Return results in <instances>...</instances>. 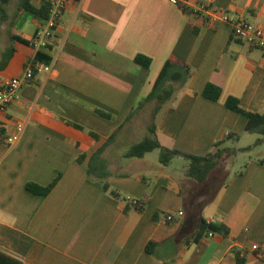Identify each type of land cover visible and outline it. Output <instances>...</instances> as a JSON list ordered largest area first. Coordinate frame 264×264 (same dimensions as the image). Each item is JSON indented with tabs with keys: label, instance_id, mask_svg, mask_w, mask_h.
Instances as JSON below:
<instances>
[{
	"label": "crops",
	"instance_id": "crops-1",
	"mask_svg": "<svg viewBox=\"0 0 264 264\" xmlns=\"http://www.w3.org/2000/svg\"><path fill=\"white\" fill-rule=\"evenodd\" d=\"M182 1L192 9L201 1L264 28V0ZM40 26L20 0H0V86L21 76L29 61L51 67L0 110V254L21 264H238L236 250L244 264H264L252 251L264 250V156L250 154L241 168L236 162L224 181L212 180L216 168L200 184L187 177L183 158L164 166L159 157L149 159L155 151L143 159L119 151L135 144L137 113L154 103L133 111L169 59L188 64L195 74L158 114L160 144L206 156L234 133L239 138L224 147L253 145L257 139L237 145L250 135L247 118L225 103L234 97L246 111H264V52L232 39L227 23L193 21L176 0H69L49 48L36 50L31 42ZM8 49L13 54L2 68ZM138 56L150 59L149 68L136 64ZM209 83L222 90L217 102L202 96ZM19 124L25 126L21 139L9 147L5 139ZM112 136L104 153L112 186L131 199L148 195L142 214H125L118 200L89 180L91 156ZM58 177L46 197L26 189ZM169 213L176 219L166 223ZM202 217L225 224L229 236L186 246ZM150 241L159 242L156 255L146 251Z\"/></svg>",
	"mask_w": 264,
	"mask_h": 264
},
{
	"label": "trees",
	"instance_id": "trees-1",
	"mask_svg": "<svg viewBox=\"0 0 264 264\" xmlns=\"http://www.w3.org/2000/svg\"><path fill=\"white\" fill-rule=\"evenodd\" d=\"M7 2L8 0H3V3ZM202 5H204L207 10L217 11L212 6L207 5L201 1L197 3L196 7H200ZM50 7V1L44 2L40 7H35L32 4V0H20V8L31 12L34 17L41 22L48 19L50 14ZM181 8L185 14L191 17L193 21L202 20L207 22L209 20L208 15L196 9H192L188 6H182ZM12 54V49H8L5 52L3 57L2 68L8 64ZM135 62L140 67L149 68L150 66V59L145 58L143 56L136 57ZM194 74L195 70L188 64L178 61L176 59L167 60L156 82L154 83L151 93L146 98L141 100L133 111L135 112L137 110H141L143 107L150 103L155 104L154 123L153 125L149 126V136L144 138L142 141L131 145L128 151L126 152L125 157L129 159H143L147 154L158 150L159 161L164 166L169 165L174 158H183L188 162L186 170L187 177L200 184H205L209 181L213 171L220 165V163L224 160L225 157L232 158L242 152H252L255 148L264 145V111L262 113L246 111L241 107L239 100L234 97H229L226 100L225 105L228 109L240 113L247 118V124L245 128L246 133L256 134L259 136V138L254 142L253 145L248 146L246 148L238 150L235 148L222 147L226 143V141L231 140L233 138H239V135L234 133L229 134L224 140L214 144L213 151L206 156L187 154L177 149H169L163 147L157 137V116L162 111L164 106L173 99L175 94L181 91L187 85V83L190 81V79H192ZM221 94L222 90L219 87L210 83L206 85L202 92L203 97L214 102L219 101ZM97 112L105 118H113L112 115L104 111L97 110ZM74 126L78 129H82L80 126ZM91 135L92 137L97 138L95 134ZM113 140L114 136H112L104 144V146L99 148L91 156L87 167L89 180L100 186L101 190L104 193L108 194L111 198L118 200L122 204L123 212L125 214L129 215L134 212L142 214L150 203V197L148 195H145L142 198L131 199L112 186V173L109 170L108 162L104 157V153L106 149L111 145ZM85 159V156H80L78 158V162L83 163ZM59 180L60 177H58L46 187H42L34 183H28L26 185V189L31 193L46 197L52 192ZM159 218L160 214L157 213L153 216V221H158ZM166 223L169 222L166 221ZM229 234L230 230L225 224L208 222L205 218L202 217L200 219L199 228L197 229V231L188 236L185 239L184 243L186 246H189L191 244L199 243L201 240L206 239L212 235L228 237ZM158 245L159 242L150 241L146 246V251L149 254L156 255L155 250ZM233 254L236 257L238 264L245 263V259L241 256L239 251L234 250ZM0 264L21 263L3 254H0Z\"/></svg>",
	"mask_w": 264,
	"mask_h": 264
},
{
	"label": "built area",
	"instance_id": "built-area-1",
	"mask_svg": "<svg viewBox=\"0 0 264 264\" xmlns=\"http://www.w3.org/2000/svg\"><path fill=\"white\" fill-rule=\"evenodd\" d=\"M180 7L186 6L182 0H176ZM69 0H50V14L48 19L41 22V26L32 39V46L36 49H48L50 43L54 37L55 31L58 28L62 17L65 13ZM196 10L203 12L209 16L208 25L216 26L220 23H227L232 28V37L236 41H242L247 44L253 45L264 52V28L255 27L248 23L246 20L233 16L227 12L207 10L204 5L196 7ZM50 66L29 61L24 67V72L21 76L14 77L5 81L0 86V110H4L17 100L20 90L27 83L34 80L35 76L39 72H49ZM25 126L19 124L17 126V132L6 138L5 143L12 147L16 145L24 132ZM182 216L183 213L178 214ZM176 219V215L167 214L165 220L172 222ZM252 251L255 252V256L264 261V250H261L258 246H252Z\"/></svg>",
	"mask_w": 264,
	"mask_h": 264
},
{
	"label": "rangeland",
	"instance_id": "rangeland-1",
	"mask_svg": "<svg viewBox=\"0 0 264 264\" xmlns=\"http://www.w3.org/2000/svg\"><path fill=\"white\" fill-rule=\"evenodd\" d=\"M154 110H155V104H150V105H148L147 109H145L144 111H142L140 113H137V114H139L138 116H140V117L138 119L139 132H138V135L134 138L135 143H138V142L142 141L144 138L149 136V131H148L149 126L153 125V123H154ZM258 138H259V136L256 134L245 135L244 138L242 139L241 143L240 144L237 143V145L238 146L239 145H241V146L249 145V144H252ZM130 145L131 144L121 146L119 148V151L122 153L127 152L128 149L130 148ZM224 146L225 145H223L222 147H224ZM226 148H228V147H226ZM241 154H245V153H240L239 155L241 156ZM250 154L253 157L264 156V145H261V146L255 148L251 153H246L245 155H243L244 157L240 161H238L239 155L232 157V158L225 157L224 160L217 167L216 171L214 172L212 180L222 179L224 181L225 176L227 177L232 166L234 164L236 165V162H238V165L240 166V168L243 167V165L246 163V161L250 158L249 157ZM158 157L159 156L157 155V151H155L154 153L149 155L150 160H157Z\"/></svg>",
	"mask_w": 264,
	"mask_h": 264
}]
</instances>
